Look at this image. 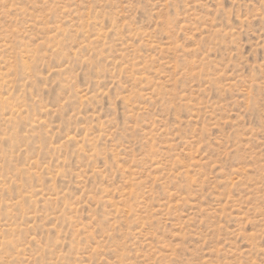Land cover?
<instances>
[{"label": "rangeland", "instance_id": "1", "mask_svg": "<svg viewBox=\"0 0 264 264\" xmlns=\"http://www.w3.org/2000/svg\"><path fill=\"white\" fill-rule=\"evenodd\" d=\"M0 264H264V0H0Z\"/></svg>", "mask_w": 264, "mask_h": 264}]
</instances>
